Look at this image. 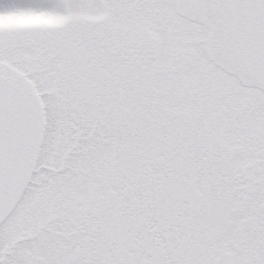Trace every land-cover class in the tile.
Returning <instances> with one entry per match:
<instances>
[{"label":"snow or ice","instance_id":"snow-or-ice-1","mask_svg":"<svg viewBox=\"0 0 264 264\" xmlns=\"http://www.w3.org/2000/svg\"><path fill=\"white\" fill-rule=\"evenodd\" d=\"M0 264H264V0H0Z\"/></svg>","mask_w":264,"mask_h":264}]
</instances>
